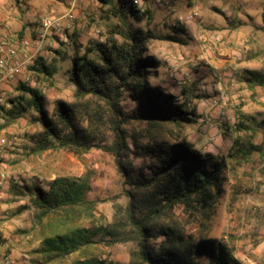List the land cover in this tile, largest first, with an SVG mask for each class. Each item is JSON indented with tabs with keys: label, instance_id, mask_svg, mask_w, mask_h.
Listing matches in <instances>:
<instances>
[{
	"label": "rangeland",
	"instance_id": "rangeland-1",
	"mask_svg": "<svg viewBox=\"0 0 264 264\" xmlns=\"http://www.w3.org/2000/svg\"><path fill=\"white\" fill-rule=\"evenodd\" d=\"M116 2L112 9L100 0H81L74 19L63 20L59 30L46 34L37 49L40 16H63V1L0 0V35L5 34L17 46L28 41V56L33 61L42 58L55 70L53 76H44L29 71L31 64L15 83L5 87L6 99L0 104V172L5 176L0 188V254L9 255L15 264H42L36 253L40 229L34 225L29 197L13 194L12 184L47 189L57 178L87 179L90 190L86 199L97 202L92 217L84 215L74 225L94 231L123 215L125 185L110 154L100 149L82 155L68 150L30 153L42 129L36 111L26 106L30 96L17 88L25 84L36 89L51 117L58 102L76 103L69 80L72 60L86 54L96 42L103 43L107 38L121 41L119 35L111 33L113 27L122 32L131 27L148 36L146 54L158 63L148 79L149 86L171 94L188 113L193 112L188 116L189 123L172 128L168 142H183L210 154L222 168L221 193L206 218L176 207L170 219L195 240L202 237L225 243L240 264H264V126L257 127L264 121V87L255 84L250 88L244 81L247 72H257L264 81V0H132L137 10L149 12L139 20L123 14ZM191 13L195 17L185 21ZM200 37L206 41H200ZM87 56L97 58L95 52ZM20 96L26 110L15 116L6 114L13 106L10 100ZM220 96L225 100L213 105ZM83 103L90 115L96 110L94 99ZM123 106L126 112L134 108L131 100ZM86 119L82 111L80 125L89 130L98 126L105 142H111L108 125ZM240 123L248 129L237 131ZM132 126L139 127L131 123L125 129ZM236 139L242 143L247 139L259 152L247 158L232 156ZM2 140L5 146H1ZM129 160L134 168L142 163L132 155ZM23 206L29 210L19 213ZM99 239L97 233L92 238L96 244L54 264L87 258L129 263L133 243L107 247Z\"/></svg>",
	"mask_w": 264,
	"mask_h": 264
},
{
	"label": "trees",
	"instance_id": "trees-1",
	"mask_svg": "<svg viewBox=\"0 0 264 264\" xmlns=\"http://www.w3.org/2000/svg\"><path fill=\"white\" fill-rule=\"evenodd\" d=\"M100 1L115 8L114 0ZM116 3L123 14L136 20L149 13L137 10L132 0H117ZM110 31L119 35L121 41L107 38L103 43L96 42L87 50V53L95 52L96 59L86 53L72 60L69 80L74 86L75 104L58 102L49 117L43 108V97L36 89L25 84L17 88L18 92L30 96L26 106L36 111V121L42 129L30 153L68 150L82 155L100 149L113 157L127 198L121 218L93 231L74 225L84 215L92 217L97 202L86 199L90 190L87 179L57 178L47 189L12 184L13 194L29 197L34 225L40 229L38 258L42 264L64 261L96 244L92 238L98 233V242L107 247L134 244L128 264H240L225 243L202 237L195 240L181 232L170 219L176 207L206 218L221 193L222 168L210 154L201 153L183 142H168V137L173 136L172 128L189 123L188 116L193 112L188 113L171 94L149 86L148 79L158 63L146 54L148 36L131 27L125 32L115 27ZM28 70L49 77L55 73L40 57ZM247 74L244 81L250 88L255 84L264 87L261 75L257 72ZM88 98L97 103L91 115L83 103ZM126 100L134 105L129 112L124 110ZM10 103L13 106L6 112L8 115L15 116L26 110L21 96ZM82 111L87 115L86 121L108 125L110 143L105 142L98 126L89 130L80 125L78 118ZM131 123L139 127L126 130L125 126ZM259 126H264V121ZM245 129L248 128L244 124L236 125L237 131ZM232 145L234 157L247 158L259 152L247 139L244 143L236 139ZM129 155L140 158L141 165L134 168ZM29 207H21L19 213ZM72 264L117 263L87 258Z\"/></svg>",
	"mask_w": 264,
	"mask_h": 264
},
{
	"label": "built area",
	"instance_id": "built-area-1",
	"mask_svg": "<svg viewBox=\"0 0 264 264\" xmlns=\"http://www.w3.org/2000/svg\"><path fill=\"white\" fill-rule=\"evenodd\" d=\"M65 6V12L61 17H54L49 14L40 16L38 24L40 34L35 39L37 49L40 48L46 34L59 30L62 21H71L74 19V12L81 0H62ZM136 3V2H135ZM195 17L194 13L187 16L185 21H191ZM200 41L205 42L203 37ZM21 46L14 45L5 34L0 35V104L6 99L5 87L12 85L17 81V78L23 74L26 67L31 65L32 56H28V41L24 40L20 43ZM225 98L220 96L212 101L213 105H219V102ZM6 142L1 141V146H5ZM5 181L4 173L0 172V188ZM0 264H15V261L4 253L0 254Z\"/></svg>",
	"mask_w": 264,
	"mask_h": 264
},
{
	"label": "crops",
	"instance_id": "crops-1",
	"mask_svg": "<svg viewBox=\"0 0 264 264\" xmlns=\"http://www.w3.org/2000/svg\"><path fill=\"white\" fill-rule=\"evenodd\" d=\"M197 49V48H196ZM204 75H206V74H204ZM208 75V74H207ZM209 76V75H208ZM208 76H206V78L208 79ZM212 77H213V74H212Z\"/></svg>",
	"mask_w": 264,
	"mask_h": 264
}]
</instances>
